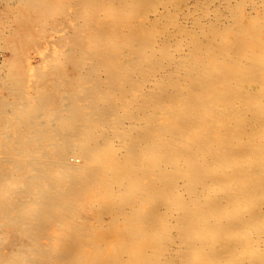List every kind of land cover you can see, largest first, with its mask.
<instances>
[{"label":"bare ground","instance_id":"obj_1","mask_svg":"<svg viewBox=\"0 0 264 264\" xmlns=\"http://www.w3.org/2000/svg\"><path fill=\"white\" fill-rule=\"evenodd\" d=\"M0 42V264H264V0H0Z\"/></svg>","mask_w":264,"mask_h":264},{"label":"rangeland","instance_id":"obj_2","mask_svg":"<svg viewBox=\"0 0 264 264\" xmlns=\"http://www.w3.org/2000/svg\"><path fill=\"white\" fill-rule=\"evenodd\" d=\"M0 45H1V42H0ZM0 60H1V57H2V54L3 55H6V53H5V51H4V49L3 48H1L0 47ZM4 51V52H3ZM41 52H37L35 55H33V54H31V55H33V57H35V58H32V62H31V60H30V62H31V64H36L38 61H39V54H40Z\"/></svg>","mask_w":264,"mask_h":264}]
</instances>
